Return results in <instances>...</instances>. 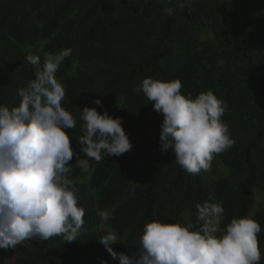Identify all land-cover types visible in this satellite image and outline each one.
Wrapping results in <instances>:
<instances>
[{
    "label": "trees",
    "instance_id": "obj_1",
    "mask_svg": "<svg viewBox=\"0 0 264 264\" xmlns=\"http://www.w3.org/2000/svg\"><path fill=\"white\" fill-rule=\"evenodd\" d=\"M183 5V6H182ZM174 9L168 16L164 9ZM71 48L56 76L66 89L62 106L76 127L67 130L76 155L83 135L80 109L122 117L140 140L120 156L90 160L87 172L69 161L85 223L78 240H25L0 249V264H119L100 243L115 231L131 256L146 222L196 223V205L224 208L222 226L247 217L254 189L264 195V0H0V105L19 106L18 89L35 77L25 58ZM147 77L179 79L181 93L211 90L228 105L221 117L234 144L215 155L209 171L185 172L169 149L160 151L162 116L143 92ZM99 98L103 108L94 100ZM108 210L112 218L98 216ZM264 251V207L252 217ZM260 264H264L262 257Z\"/></svg>",
    "mask_w": 264,
    "mask_h": 264
},
{
    "label": "clouds",
    "instance_id": "obj_2",
    "mask_svg": "<svg viewBox=\"0 0 264 264\" xmlns=\"http://www.w3.org/2000/svg\"><path fill=\"white\" fill-rule=\"evenodd\" d=\"M164 13L172 16L174 9ZM71 54V48L47 52L42 67L39 55H27L25 59L37 66L35 77L18 89L19 106L0 105V249L16 248L33 238L61 236L72 242L85 223L78 190L67 178L69 161L76 155L67 130L76 127V119L62 106L66 89L56 76ZM181 89L179 79L147 77L134 91H142L162 116L161 153L171 149L185 172L198 174L209 171L214 156L234 144L221 119L228 105L211 90L192 97ZM94 103L103 108L99 98ZM80 119L83 158L76 155L75 166L82 171L89 170L90 160L99 163L104 155L120 156L132 149L122 117L84 106ZM196 209L198 228L192 222L160 218L146 222L131 256L113 251L111 245L120 242L115 231L102 235L100 243L119 264H260L259 222L241 217L222 226L224 208L211 200ZM97 214L103 221L112 218L108 210Z\"/></svg>",
    "mask_w": 264,
    "mask_h": 264
},
{
    "label": "rangeland",
    "instance_id": "obj_3",
    "mask_svg": "<svg viewBox=\"0 0 264 264\" xmlns=\"http://www.w3.org/2000/svg\"><path fill=\"white\" fill-rule=\"evenodd\" d=\"M126 133L129 136L130 140H140L141 139V137L137 134H131L128 132H126ZM262 207H264V195L259 190L254 189L251 209H250V212H249L247 217L252 218L256 214V212L261 210ZM118 244H119V246L116 248V250L118 252L126 253L129 250H131L130 247H126L121 243H118ZM262 257H264V251L263 252L261 251V259H262ZM8 264H15L13 261V258H9Z\"/></svg>",
    "mask_w": 264,
    "mask_h": 264
}]
</instances>
